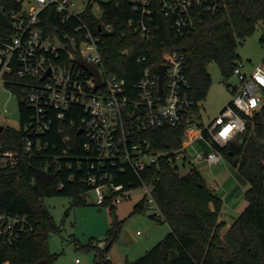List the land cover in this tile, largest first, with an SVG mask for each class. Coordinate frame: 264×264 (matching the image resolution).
Returning a JSON list of instances; mask_svg holds the SVG:
<instances>
[{"label":"trees","instance_id":"trees-1","mask_svg":"<svg viewBox=\"0 0 264 264\" xmlns=\"http://www.w3.org/2000/svg\"><path fill=\"white\" fill-rule=\"evenodd\" d=\"M100 2L104 12L99 22L105 20L113 24L112 31L101 33L106 65L132 84L139 79L143 65L157 66L166 51L181 52L186 58L196 109L212 83L209 64L217 62L228 82L241 59L238 47L264 21V0H228L218 11L203 13L190 31L180 35L175 33L171 17L158 13L157 35L146 39L129 24V18L136 15L133 0ZM43 15L46 28L51 32L56 30L57 13ZM87 16L97 32L98 23L91 20L93 13L88 12ZM9 23L0 12V32L4 33ZM261 39L264 41V35ZM138 55H146L147 59L138 61ZM18 79L14 74L12 80H7V85L17 94L21 89ZM19 104L20 126L4 124L0 134V154L16 152L14 162L0 157V210L29 214L33 229L13 243L0 241V264H39L45 258L52 262L57 253L51 251L49 238L51 232L60 227L55 224L44 196L69 194L73 196V205L85 203L84 194L94 187L89 175L100 179L104 171L112 174L115 182L124 183L126 189L140 186L143 180L152 183L163 218L156 213L153 215L170 227L161 240L137 259L124 264H264V103L248 116L247 128L240 134L242 141L239 136L237 141L224 146L216 143L228 161L250 182L245 191L247 205L226 231H222L226 224L221 217L223 198L196 167L182 171L180 163L170 155H161L139 174L130 166L120 170L111 163L101 165L83 147L84 137L78 133L83 110L75 115L69 113L66 119L56 121L49 130L40 133V141L47 145L41 150L34 147L29 151L24 135L32 108L21 99ZM72 118L76 120L74 125L70 122ZM66 134L71 136L68 142L63 139ZM144 134L154 149H178L182 146L184 128L163 125L148 129ZM36 135L32 136L34 140ZM184 163L185 166L187 163ZM35 166L48 168L47 182L40 181ZM116 195L117 191L108 194L105 201L114 215L106 232L107 249L124 221L115 212ZM146 205L149 204L144 197L135 203L133 211H141ZM225 243L231 247V260H228ZM99 258L104 264H114L104 252Z\"/></svg>","mask_w":264,"mask_h":264},{"label":"built area","instance_id":"built-area-1","mask_svg":"<svg viewBox=\"0 0 264 264\" xmlns=\"http://www.w3.org/2000/svg\"><path fill=\"white\" fill-rule=\"evenodd\" d=\"M133 1L136 15L129 18V24L141 37L154 39L160 27L158 13L171 17L175 33L180 35L190 31L203 13L218 11L228 0ZM0 12L11 23L5 25L4 33L0 32V83L9 87L7 80L17 75L21 85L19 99L32 108L24 135L29 151L47 145L40 141V133L66 119L69 113L75 115L83 110L78 133L84 137L83 147L101 165L111 163L120 170L130 166L139 174L161 155H170L181 166L184 161L214 163L223 156L216 143L224 146L237 141L247 128L248 116L264 103V62L247 72L242 60H238L233 73L238 81L231 78L227 82L233 99L208 123L196 118L192 83L181 52H164L157 66L143 65L139 79L129 84L123 75L106 65L101 33L112 31L113 24L99 22L104 12L100 0H4L0 2ZM54 12L59 24L51 32L43 14ZM88 12L95 17L91 20L98 23L97 32L87 19ZM146 59V55L137 56L138 61ZM83 60L98 67L101 85L97 86L95 74L83 65ZM162 64L165 70L160 85ZM70 122L76 124L74 118ZM163 125L184 128L180 148L151 147L144 131ZM33 134H37L36 140ZM70 138L66 134L63 139L68 142ZM199 138L211 148L190 150ZM15 155L16 152L5 151L0 157ZM111 175L104 171L100 179L94 174L88 177L99 204H104L114 191L118 192L115 202L129 196L124 183L115 182ZM141 186L147 203L163 218L153 194L154 185L143 180ZM32 229L29 214L0 210V241L13 243Z\"/></svg>","mask_w":264,"mask_h":264},{"label":"rangeland","instance_id":"rangeland-1","mask_svg":"<svg viewBox=\"0 0 264 264\" xmlns=\"http://www.w3.org/2000/svg\"><path fill=\"white\" fill-rule=\"evenodd\" d=\"M95 5L98 7V3ZM263 35L264 21L260 22L256 30L238 47L244 64L243 69L247 72L264 62V41L261 39ZM208 69L212 75V83L206 98L200 102L195 113L197 120L203 123L210 122L233 99V92L218 63H210ZM0 123L16 127L21 124L19 95L2 83H0ZM210 148L202 138H199L190 150L207 151ZM1 159L15 160L14 157H1ZM193 166L223 198L221 217L226 224L222 231H226L247 205L245 191L250 185L249 180L224 155L218 162L193 161L185 166L182 165L181 169L187 171ZM127 193L129 196L115 203V212L124 221L118 236L108 249L105 237L114 215L109 203L97 202L94 188L84 194L85 203L76 205H73V196L69 194L57 193L44 196V202L50 209L55 224L60 227L52 231L49 238L50 249L57 255L48 264H104L99 258L102 252L114 264H124L128 260L137 259L161 240L170 227L166 221H161L153 215L156 209L152 205H146L141 211H133L135 203L145 197L142 186L127 189ZM77 258L80 260L77 261Z\"/></svg>","mask_w":264,"mask_h":264},{"label":"water","instance_id":"water-1","mask_svg":"<svg viewBox=\"0 0 264 264\" xmlns=\"http://www.w3.org/2000/svg\"><path fill=\"white\" fill-rule=\"evenodd\" d=\"M100 28L101 27H99V29ZM82 63L93 74H95L96 80H97V86L101 85L102 84V80H101V76H100V72L98 70V67L95 66L94 64L86 61V60H83ZM164 70H165L164 64L160 65V79H159L160 80V85H162V79H163ZM232 80L233 81H238L237 75H233L232 76ZM4 128H5V125L2 124V123H0V134L2 133V131L4 130ZM240 140H243V136L241 137ZM34 168H35V171H36L37 176L39 177L40 181L42 183L47 182L48 181V176H49L48 170H46L43 167H38V166H35ZM225 248H226V251H227L228 260H231V258H232V250H231V247L229 246V244L225 243ZM48 263H49V260L46 259V258L39 261V264H48Z\"/></svg>","mask_w":264,"mask_h":264},{"label":"crops","instance_id":"crops-1","mask_svg":"<svg viewBox=\"0 0 264 264\" xmlns=\"http://www.w3.org/2000/svg\"><path fill=\"white\" fill-rule=\"evenodd\" d=\"M248 187H249V186H248ZM242 210H243V209H242ZM242 210H241V211H242ZM241 211L239 212V214L241 213ZM169 229H170V228H169ZM108 255L111 256V254H108ZM115 264H116V263H115Z\"/></svg>","mask_w":264,"mask_h":264}]
</instances>
